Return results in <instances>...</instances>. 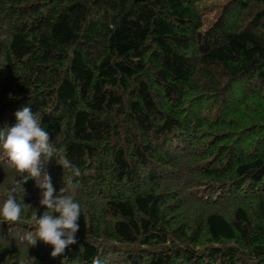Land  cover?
<instances>
[{"label":"trees","instance_id":"trees-1","mask_svg":"<svg viewBox=\"0 0 264 264\" xmlns=\"http://www.w3.org/2000/svg\"><path fill=\"white\" fill-rule=\"evenodd\" d=\"M23 106L81 215L15 240L44 207L0 154V264H264V0H0V128Z\"/></svg>","mask_w":264,"mask_h":264},{"label":"clouds","instance_id":"clouds-1","mask_svg":"<svg viewBox=\"0 0 264 264\" xmlns=\"http://www.w3.org/2000/svg\"><path fill=\"white\" fill-rule=\"evenodd\" d=\"M14 117L15 122L11 126L0 128V154L21 174V179L26 173L27 179L34 180L35 187L39 190L38 203L44 207L39 215L36 208L32 213L34 231L29 230L15 240L28 248L40 240L51 246L49 255L56 257L68 245L76 242L81 206L71 189L72 177L69 176L64 181L67 188L56 190L45 170L50 159H54L62 167L65 165L57 160L49 133L42 127L41 115L29 106H23L14 112ZM14 191L15 189L0 201V222H15L21 216L22 206L13 194ZM3 241L8 240L0 236V246H8L9 241L8 244H2Z\"/></svg>","mask_w":264,"mask_h":264},{"label":"rangeland","instance_id":"rangeland-1","mask_svg":"<svg viewBox=\"0 0 264 264\" xmlns=\"http://www.w3.org/2000/svg\"><path fill=\"white\" fill-rule=\"evenodd\" d=\"M207 25V23H205V26Z\"/></svg>","mask_w":264,"mask_h":264}]
</instances>
